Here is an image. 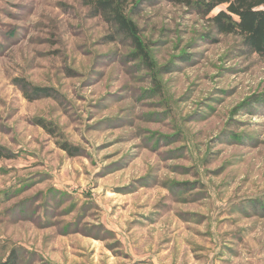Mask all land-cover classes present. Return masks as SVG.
<instances>
[{
  "label": "rangeland",
  "instance_id": "374dc122",
  "mask_svg": "<svg viewBox=\"0 0 264 264\" xmlns=\"http://www.w3.org/2000/svg\"><path fill=\"white\" fill-rule=\"evenodd\" d=\"M133 21L151 65L78 0H0V263L264 264V57L182 6Z\"/></svg>",
  "mask_w": 264,
  "mask_h": 264
},
{
  "label": "trees",
  "instance_id": "16d2710c",
  "mask_svg": "<svg viewBox=\"0 0 264 264\" xmlns=\"http://www.w3.org/2000/svg\"><path fill=\"white\" fill-rule=\"evenodd\" d=\"M156 2L185 7L208 23L215 34L237 36L247 54L264 57V0H78L88 18L100 19L110 29L109 42L128 43L135 57L147 65H151L150 59L133 18L142 7H151ZM15 85L28 102L57 99L54 90L34 86L24 79L15 80ZM37 125L50 135L54 134L49 124L38 121ZM61 149L70 156L75 155L76 148L67 143H62ZM17 263V253L12 250L0 264Z\"/></svg>",
  "mask_w": 264,
  "mask_h": 264
}]
</instances>
